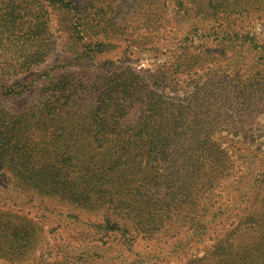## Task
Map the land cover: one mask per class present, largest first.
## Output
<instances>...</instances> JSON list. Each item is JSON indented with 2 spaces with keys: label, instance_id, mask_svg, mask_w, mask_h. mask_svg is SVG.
I'll use <instances>...</instances> for the list:
<instances>
[{
  "label": "rangeland",
  "instance_id": "rangeland-1",
  "mask_svg": "<svg viewBox=\"0 0 264 264\" xmlns=\"http://www.w3.org/2000/svg\"><path fill=\"white\" fill-rule=\"evenodd\" d=\"M12 3L24 9L19 14L26 21L29 45L1 48L0 72L19 75L12 82L37 78L21 83L14 93L0 91V132L6 140L5 128L12 124L20 134L8 139L11 144L49 143L45 153L15 151L0 163V214L16 220L29 238L37 237L24 263L187 264L216 250L223 258L207 262L264 264V253L257 248L264 233L257 230L264 221V185L259 188L264 104L258 102L264 91V0H64L62 10L43 0H0V13L15 14ZM35 25L38 35L32 40ZM185 50V56L206 60L181 76L172 92L171 84L155 82L156 77ZM129 72L154 77L150 89L178 104L186 97L193 101L207 79L214 81L215 92L244 90L256 104L243 110L240 101L228 96L229 104L218 97L224 106L223 130L213 134L210 146L218 158L229 156V164L212 206L199 211L195 227L182 212V220L174 215L151 236L119 221L128 230L123 235L105 229V219L118 221L110 201L95 203V196L85 193L99 183L84 186L83 170L73 155L82 147V137L93 132L81 134L78 125L66 120L69 105L54 109V115L49 103L55 106L61 83L79 81L77 96L94 95L101 86L129 81ZM44 104L47 114L35 123ZM136 117L132 110L127 120ZM56 143L66 149L54 151ZM11 160L22 163L18 171L30 169L27 180L10 173Z\"/></svg>",
  "mask_w": 264,
  "mask_h": 264
},
{
  "label": "trees",
  "instance_id": "trees-1",
  "mask_svg": "<svg viewBox=\"0 0 264 264\" xmlns=\"http://www.w3.org/2000/svg\"><path fill=\"white\" fill-rule=\"evenodd\" d=\"M43 1L57 10L64 9V0ZM11 7L17 11L15 14L7 11L0 13V50L23 49L29 45L26 21L19 14L24 9L14 3ZM37 27L35 25V31L31 34L32 40L37 39L34 38L38 35ZM187 54L186 50L181 53L169 70L159 73L155 82H168L171 85L167 87L173 92L179 80L188 75L190 68L202 66L206 60V57L201 60L185 56ZM129 75V81L101 86V91L94 95L84 93L77 96L79 81L73 82L72 86L70 83H61V96L54 101L55 106L49 103L54 115V109L69 105L71 109L68 114L65 113L66 120L78 125L77 129L81 130V134L93 132L92 135L82 137L80 146L83 148L77 147V154L73 155L83 170V178L87 183L84 186L87 188L99 183L97 188L92 186L85 193H88L89 198L95 196V203L110 201V205L118 210L115 214L118 221L105 219V229L116 230L123 235L128 234L123 225L132 224L151 236L174 215L181 219L182 212L189 216L190 226L195 227L198 224L195 221L199 222L201 217L199 211H206L205 208L212 206L211 200L217 196L216 188L229 164V156L218 158L217 149L212 150L214 147L210 146L213 145V134L223 130L219 126L224 106L218 97L222 96L228 103V96L240 101L238 106L243 110L256 104L251 102V94L244 90H228L229 92L223 93L220 89L221 91L215 92L211 85L215 83L209 79L202 87H198L193 101L190 102L186 97L178 104L172 98L165 99L158 91L150 89L149 84L154 77L134 72H129ZM18 76L1 71L0 91L14 93L21 83L31 84L29 80L37 78V75H29L23 82H12L13 77ZM258 102L264 104V91ZM132 110L136 111L137 117L130 122L127 119ZM46 114L44 104L43 111L38 118H34V122L43 121ZM19 130L12 124L6 127V140L3 139L6 135L0 132L1 164H5V158L11 157L15 151L23 154L35 150L43 151L42 153L47 151V142L45 146L32 140L30 144L23 142L20 146H17L19 143L11 144L8 139L20 134ZM55 147L54 151L66 149L63 146L59 148L57 143ZM11 162L10 173L16 171L19 176L16 178L27 180L30 169L26 167L25 172L18 171L22 163L17 165L15 161ZM260 176L263 179L260 180L259 188L264 185V170ZM109 193L110 197L106 195ZM203 202L210 203L205 206ZM260 205L263 206L262 200ZM261 209L264 211V207ZM18 225L11 216L0 214V261L6 264H25L26 252L37 239L29 238L18 229ZM257 230L264 232V221H260ZM257 244L258 250L264 253V233L260 235ZM221 254V251L214 250V255L208 258L221 260ZM208 258L187 264H211L207 262Z\"/></svg>",
  "mask_w": 264,
  "mask_h": 264
}]
</instances>
